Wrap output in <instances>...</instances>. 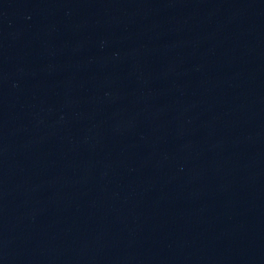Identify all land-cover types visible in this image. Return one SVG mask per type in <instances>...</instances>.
Returning <instances> with one entry per match:
<instances>
[{
  "label": "water",
  "instance_id": "1",
  "mask_svg": "<svg viewBox=\"0 0 264 264\" xmlns=\"http://www.w3.org/2000/svg\"><path fill=\"white\" fill-rule=\"evenodd\" d=\"M0 264H264V0H0Z\"/></svg>",
  "mask_w": 264,
  "mask_h": 264
}]
</instances>
